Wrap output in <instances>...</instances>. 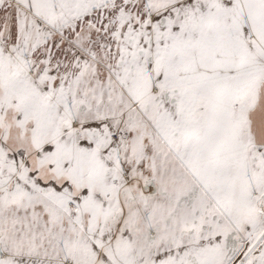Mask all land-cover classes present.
Returning <instances> with one entry per match:
<instances>
[{
    "label": "snow or ice",
    "instance_id": "6c2138e0",
    "mask_svg": "<svg viewBox=\"0 0 264 264\" xmlns=\"http://www.w3.org/2000/svg\"><path fill=\"white\" fill-rule=\"evenodd\" d=\"M0 264H264V0H0Z\"/></svg>",
    "mask_w": 264,
    "mask_h": 264
}]
</instances>
